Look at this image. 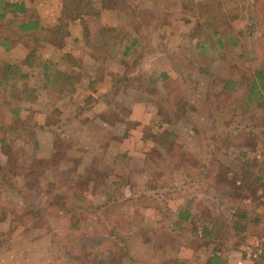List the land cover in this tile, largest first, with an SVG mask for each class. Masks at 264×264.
Listing matches in <instances>:
<instances>
[{
  "label": "rangeland",
  "instance_id": "374dc122",
  "mask_svg": "<svg viewBox=\"0 0 264 264\" xmlns=\"http://www.w3.org/2000/svg\"><path fill=\"white\" fill-rule=\"evenodd\" d=\"M52 1L23 0L43 17L57 15ZM112 1L93 0L101 14L85 21L91 33L99 27H110L115 34L103 48L100 60L94 61L84 54L79 24L71 25L72 35H66L67 42L75 48L74 54L82 56L75 69L78 80L75 90H65L49 98L40 85L37 68L24 65L29 75L22 80L34 94L28 99L21 94L17 96L21 119L8 118L7 122L15 127L27 122V128L24 130L23 124L19 125L9 138L0 132V264H59L54 259V237H61L81 257L107 258L109 242L104 238L87 247L76 243L77 233L92 235L101 228L90 209L77 212L79 205L89 206L91 202L105 200L114 182L127 173L132 184H127L130 187H125V192L133 197L140 194L137 188H143L155 173H162L166 185L173 189L168 217H162L153 205L143 208L121 205L113 209V215L120 214L127 220L124 236L137 260L144 264H207L209 255L217 253L225 258L224 264H257L264 255L261 241L264 227L249 221L241 230L234 228L231 207L241 197L234 193L224 195L221 189L227 183L220 177L217 179V174L221 168L237 177L246 161L250 165L248 171L253 173L258 169L264 162V126L253 125V133L241 138L239 130H232L234 125L228 122L231 103L224 105L216 93L222 91L223 79L229 73H236L238 69L246 75L254 67L264 68V54L258 62L241 57L242 46L218 48L203 41L210 35L201 24L204 20L201 13L206 14V5L210 12H222L230 24L218 25L237 35L241 45L263 34L264 24H254L251 33H247L248 20L241 10V0H123L136 8V15L143 14L145 24H141L140 30L148 40L143 57L138 48L135 56H127L123 51L129 35L135 34L132 32L134 19L128 10L123 14L116 12ZM7 25L16 29V24ZM260 40L259 44L264 47V36ZM199 42L202 47L196 46ZM41 52L48 55L49 46ZM25 53L24 48L4 53L0 68L3 70L12 58L21 59ZM132 62H138L136 69L145 78L153 76L152 86L161 93L185 78L183 96L193 103L192 111L183 113L176 106H183L184 99L176 105L153 104L150 88H137L141 78L114 87L111 75L120 74L125 63ZM207 65L211 76L199 71ZM112 86L107 102L103 100L89 110H80L88 93L102 96V91ZM161 93L153 99H162ZM167 116L172 117L171 122H167ZM46 120L56 123L49 127L51 131L40 125ZM240 125L237 129L243 123ZM226 136L230 142L222 146V138ZM67 138L73 142L69 149H65ZM57 140H60V154H57ZM18 147H23L22 154L15 150ZM21 162L32 165L33 169L25 171L27 165ZM56 169L64 171L61 180L67 177L75 180L83 190L81 201H75L70 195L62 196V188L56 185L59 180ZM212 170L216 180L211 176ZM262 190L263 187L251 202L262 203ZM59 196L63 207L46 212L48 199L56 200ZM136 202L135 199L132 204ZM74 205L79 207L75 209L78 232L69 228L68 216L63 213ZM28 207L41 210L42 215L30 216ZM181 207H188L192 217L178 228L174 221ZM209 220L215 228L211 238L206 239L202 225ZM256 243L260 245V253L256 252Z\"/></svg>",
  "mask_w": 264,
  "mask_h": 264
},
{
  "label": "trees",
  "instance_id": "16d2710c",
  "mask_svg": "<svg viewBox=\"0 0 264 264\" xmlns=\"http://www.w3.org/2000/svg\"><path fill=\"white\" fill-rule=\"evenodd\" d=\"M241 10L244 12L245 18L248 20L247 33H251V28L258 23L264 24V0H241ZM51 4L57 8V15L54 16H41L36 9L27 7L23 0H0V67L4 61L2 56L4 53L10 52L17 48H24L26 53L21 59H13L8 62V65L3 70L0 68V132L5 133V138H9L19 125L23 124L24 130L27 128L26 123L20 122L16 127L10 126L7 122L8 118H14L20 120L21 106L17 101V96L30 98L34 94L33 89H30L26 83L23 82L22 77L29 75L25 72L24 65L32 69L37 68V74L41 76L40 85L45 89V93L49 98L61 95L65 90H75V84L77 83V77L75 76V69L80 65L82 56L74 54L75 48L71 43L67 42L66 35H72L70 30L71 25H80L81 39H83L84 54L90 56L94 61L100 60L103 53V48L107 45L110 39L115 37L112 28L99 27L95 33H91L88 24H85L86 19L96 18L101 14V11L94 5L93 0H53ZM112 8L120 13H128L135 24H133V30L135 34L129 35L128 41L125 42V48L123 55L135 56L138 48L140 57H143L148 40L146 36L141 33V24H145V20H142V13L135 14V7L129 6L123 0H113L111 2ZM206 14L201 13L202 25L205 32L210 36L203 41H209L212 45H216L218 48H224L226 46H242L241 57H247L249 60L259 62L261 60V54H264V47L260 43V39L263 34H260L254 41H250L241 45L237 35L231 33L224 26L218 24H230L229 20L225 18L222 12H210L209 5H206ZM201 8L200 10H202ZM260 19V20H259ZM260 21V22H259ZM7 24H16V29L8 26ZM157 24V23H155ZM255 24V25H254ZM197 35V33H196ZM42 39V40H41ZM78 40L79 38H74ZM40 45V46H38ZM45 46H49L48 55L41 52V49ZM197 47H202V42L196 44ZM260 54V56H259ZM186 58V55H184ZM191 61V60H189ZM192 62V61H191ZM193 63V62H192ZM138 62L125 63V68L120 74L117 72L114 77L111 75L110 80L114 81V87L120 83H127L133 79H142V83L137 86L140 89L150 88L151 102L158 104L165 102L167 104L176 105L182 99L185 103L183 106L176 105L179 110L184 112L192 111L193 103L187 101L184 94L185 78H180L175 81L165 93H161L158 88L153 87L155 79L151 75L145 78L141 70L138 71L136 66ZM199 70V69H198ZM203 74L211 76L208 71V65L202 70H199ZM236 73H229L227 77L223 79L222 91L216 93L220 96L221 102L224 105L231 103L230 114L228 122L234 127L232 130H239L238 135L244 138L243 135L252 134V126H264L262 110H264V68L254 67L250 69L248 74L241 71ZM183 75V73L181 74ZM242 75V77H240ZM166 76L163 74V78ZM240 77V78H239ZM242 78V79H241ZM91 85V84H90ZM113 92V86L106 91H102V96L94 97V94L88 93L83 98V104L80 110L91 109L95 104L104 102L103 100H109L108 96ZM33 93V94H32ZM161 93L162 99L155 101ZM214 94V92H212ZM104 96V99L102 98ZM109 105V104H106ZM166 108L165 105H163ZM169 107V105H167ZM235 118V120H234ZM13 120V119H12ZM234 120V122H233ZM10 121V120H9ZM172 117L167 116V122H171ZM243 123L242 128L237 129L240 124ZM56 124V123H55ZM54 123L46 120L43 124H40L43 128H48L55 125ZM33 125V124H32ZM246 127H248L246 129ZM50 130V129H49ZM231 130V131H232ZM51 131V130H50ZM264 133V132H263ZM220 134V133H219ZM68 137V136H67ZM70 138V137H69ZM4 139V138H3ZM1 140L5 143V140ZM72 139V138H71ZM220 139V138H219ZM60 140L63 138L60 137ZM57 140L56 147L59 149ZM66 139H64L65 141ZM73 140V139H72ZM222 146H225L227 142H230L228 136L222 138ZM70 139L67 138V145L65 149H69L72 146ZM10 148L9 150H11ZM19 151V154L24 152L23 147L15 148ZM9 154V153H8ZM17 153L16 156H19ZM190 155L189 153H187ZM12 156V154H9ZM191 156V155H190ZM23 165H27L25 162H21ZM59 164V162H58ZM57 164V165H58ZM248 161L245 162L244 168L237 173V177L234 175H228L219 168L217 179L219 177L227 183V187H222L221 192L224 195L232 194L238 195L240 200L235 202L231 207V221L234 224V228L241 230L249 221L261 225L264 227V199L262 203H254L251 200L257 197L258 191L263 187L264 190V162L259 165L255 172L248 171ZM57 167V166H56ZM59 167V165H58ZM55 168V167H54ZM32 165H27V170H32ZM64 171L55 170V173L59 175V180L56 185L62 188V196L70 195L75 201L82 200L83 190L75 183V180L70 178H63L60 176ZM129 173L122 174L114 183V187L110 192L106 194L105 200L99 203L91 202L88 205H79L82 211L89 210L94 216H96L98 228L92 235L83 233H77L75 241L81 246H91L92 243H99L103 238L109 242V255L105 259H98L95 255L90 257H81L80 254H75L73 246H66V242L61 239L52 238V244L56 245L54 252V259L60 261L59 264H144L140 260H137L129 249V245L126 239L127 220L120 214H112L113 209L116 206L121 205H138L141 208L149 207L153 205L154 209L162 216L168 217L171 213L169 207V199L172 197L173 189L170 190L166 185L167 180L162 173H156L145 182L143 188H137L139 190L136 197L127 194L125 187L127 184L131 185L128 180L131 177H127ZM211 176L215 179L214 171H211ZM216 180V179H215ZM262 190V191H263ZM130 191V189H129ZM137 200L135 204H132L134 200ZM46 212L57 211L58 208L63 207V199L59 196V199H48ZM26 205V203H23ZM77 205L70 206L69 209L63 210V213L68 216L70 226L69 228L77 231L75 209ZM79 208V207H78ZM77 208V209H78ZM27 211L30 216H41V210L35 208H29ZM78 211V210H77ZM112 214V215H111ZM192 217V212L188 207H181L176 211V220L174 221L178 228H181V223L187 221ZM106 218L108 222H106ZM203 238H211L214 231L213 221L209 220L203 222L202 225ZM78 232V231H77ZM91 240V241H90ZM94 240V241H93ZM51 242V240H50ZM59 257L61 259H59ZM53 259V258H52ZM207 264H224L225 258L217 253H212L207 259ZM54 264V263H53ZM257 264H264V255L262 254L261 260Z\"/></svg>",
  "mask_w": 264,
  "mask_h": 264
},
{
  "label": "built area",
  "instance_id": "2783aa9c",
  "mask_svg": "<svg viewBox=\"0 0 264 264\" xmlns=\"http://www.w3.org/2000/svg\"><path fill=\"white\" fill-rule=\"evenodd\" d=\"M261 241H262V243L264 244V238H263ZM256 245H257L256 252H257V253H260V252H261L260 245H259L258 243H256Z\"/></svg>",
  "mask_w": 264,
  "mask_h": 264
},
{
  "label": "crops",
  "instance_id": "0c3cea01",
  "mask_svg": "<svg viewBox=\"0 0 264 264\" xmlns=\"http://www.w3.org/2000/svg\"><path fill=\"white\" fill-rule=\"evenodd\" d=\"M44 17H46V16H44ZM9 53V52H8ZM22 58V57H21Z\"/></svg>",
  "mask_w": 264,
  "mask_h": 264
}]
</instances>
